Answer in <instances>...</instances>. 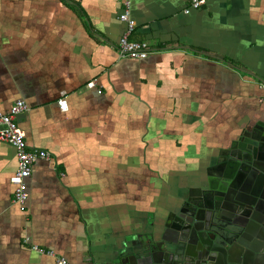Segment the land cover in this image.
Instances as JSON below:
<instances>
[{"label": "crops", "instance_id": "obj_1", "mask_svg": "<svg viewBox=\"0 0 264 264\" xmlns=\"http://www.w3.org/2000/svg\"><path fill=\"white\" fill-rule=\"evenodd\" d=\"M129 1L130 39L153 49L144 60L117 53L123 0H0V111L25 101L17 123L49 154L22 211L16 152L0 142V264H56L34 246L110 264L126 241L160 237L264 121V0L188 15L191 0Z\"/></svg>", "mask_w": 264, "mask_h": 264}, {"label": "water", "instance_id": "obj_2", "mask_svg": "<svg viewBox=\"0 0 264 264\" xmlns=\"http://www.w3.org/2000/svg\"><path fill=\"white\" fill-rule=\"evenodd\" d=\"M227 152L209 191L192 192L163 235L126 241L110 264H264V121Z\"/></svg>", "mask_w": 264, "mask_h": 264}, {"label": "built area", "instance_id": "obj_3", "mask_svg": "<svg viewBox=\"0 0 264 264\" xmlns=\"http://www.w3.org/2000/svg\"><path fill=\"white\" fill-rule=\"evenodd\" d=\"M208 3V0H191L189 6L184 9L185 14H190L193 10H199ZM123 11L119 20L125 24L126 29L117 45V53L122 59L144 60L152 53L153 49L147 41H135L130 39L136 29V21L130 15V1L123 0ZM256 84L264 90V77L257 79ZM91 85H94L91 83ZM63 111L67 110L64 99L58 101ZM29 111V107L23 100H18L7 112L0 111V142L12 146L17 157V171L12 177L14 185L13 203L22 211L27 208L29 200L28 180L32 177L34 166L37 162L49 159L47 151L30 147L27 143L26 133L18 125L17 117ZM33 250L40 255L54 257L56 264H71L66 258L57 256L53 251L34 246Z\"/></svg>", "mask_w": 264, "mask_h": 264}]
</instances>
